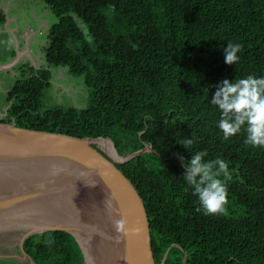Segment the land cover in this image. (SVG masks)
Segmentation results:
<instances>
[{"label":"trees","instance_id":"1","mask_svg":"<svg viewBox=\"0 0 264 264\" xmlns=\"http://www.w3.org/2000/svg\"><path fill=\"white\" fill-rule=\"evenodd\" d=\"M43 2L56 19L46 33L45 66L21 71L0 123L107 138L121 157L149 146L115 167L143 203L155 264L166 251L163 264H264V148L245 145L243 129L223 140L210 103L221 81L264 76V0ZM228 42L242 45L234 65L224 63ZM52 68L81 80L84 106L43 104ZM186 138L189 150L177 143ZM201 150L206 161L229 164L224 215L197 211L183 178L177 154L187 160ZM21 247L33 264H84L63 231L29 235Z\"/></svg>","mask_w":264,"mask_h":264},{"label":"water","instance_id":"2","mask_svg":"<svg viewBox=\"0 0 264 264\" xmlns=\"http://www.w3.org/2000/svg\"><path fill=\"white\" fill-rule=\"evenodd\" d=\"M98 140L108 141L112 152L98 148ZM149 151L145 146L121 157L107 138H75L0 123V226L19 220L29 227L19 240L21 251L29 235L63 231L77 243L84 264H155L143 203L115 167ZM17 210L30 216L17 218ZM120 218L127 222L128 235L118 241L112 221Z\"/></svg>","mask_w":264,"mask_h":264},{"label":"clouds","instance_id":"3","mask_svg":"<svg viewBox=\"0 0 264 264\" xmlns=\"http://www.w3.org/2000/svg\"><path fill=\"white\" fill-rule=\"evenodd\" d=\"M242 50L239 43L228 42L223 49L224 63L234 65L239 62L238 53ZM43 57V56H42ZM210 103L219 110L220 117L217 127L222 133V139L227 141L243 129L244 143L252 148H264V76L248 75L235 81L227 79L216 85V91ZM186 150L192 147L190 138L178 142ZM206 150L197 151L185 158L177 154L181 166L185 169L183 178L197 197L199 207L204 215H224L228 203L226 181L231 179L229 164L217 157L205 160ZM111 208L110 202L106 203ZM127 222L124 218L112 221L116 239L128 235ZM51 243V241H49Z\"/></svg>","mask_w":264,"mask_h":264},{"label":"rangeland","instance_id":"4","mask_svg":"<svg viewBox=\"0 0 264 264\" xmlns=\"http://www.w3.org/2000/svg\"><path fill=\"white\" fill-rule=\"evenodd\" d=\"M1 5L6 10L3 11L4 21L0 24V66H6L0 69V119H3L7 107L5 94L20 77L21 71L25 72L26 66L33 69L45 66L42 51L47 42L46 33L56 19L43 0H0ZM85 96L86 90L79 78L67 75L60 68L51 69L50 87L44 90L42 97L45 106L80 108L85 105ZM97 147L102 149L99 144ZM2 227L0 264H33L19 248L21 235L29 227L23 226L19 220L12 221L8 228Z\"/></svg>","mask_w":264,"mask_h":264},{"label":"bare ground","instance_id":"5","mask_svg":"<svg viewBox=\"0 0 264 264\" xmlns=\"http://www.w3.org/2000/svg\"><path fill=\"white\" fill-rule=\"evenodd\" d=\"M97 142H98V144L102 147V149H103L105 152H107V153H109V151L112 152V151H111V146H110V144H109L108 141H106V140H98ZM25 215L30 216L29 213L26 212V211H24V212L19 211V210L16 211V217H17V218L25 219V218H24ZM13 220H14V219H13ZM0 223H2V222H0Z\"/></svg>","mask_w":264,"mask_h":264},{"label":"crops","instance_id":"6","mask_svg":"<svg viewBox=\"0 0 264 264\" xmlns=\"http://www.w3.org/2000/svg\"><path fill=\"white\" fill-rule=\"evenodd\" d=\"M0 10L2 11V15H3V11H6L5 8L2 7V5L0 6ZM8 22H10V21L8 20ZM21 36H23V34H21ZM26 39H28V38H26ZM27 42H28V41H27Z\"/></svg>","mask_w":264,"mask_h":264}]
</instances>
